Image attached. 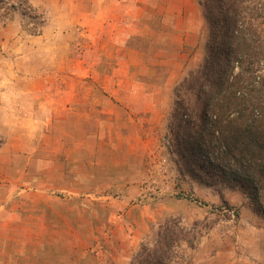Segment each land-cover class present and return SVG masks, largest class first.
<instances>
[{
	"label": "rangeland",
	"instance_id": "1",
	"mask_svg": "<svg viewBox=\"0 0 264 264\" xmlns=\"http://www.w3.org/2000/svg\"><path fill=\"white\" fill-rule=\"evenodd\" d=\"M32 6L43 18L37 35L19 14L0 19V166L9 164L10 151L21 155H9L12 167L0 171L1 196H8L5 188L17 198L48 194L56 205L73 200L79 207L82 198L113 204L102 224L113 216L121 226L116 234L105 227L98 237L102 264H114L116 256L130 264L174 217L200 233L195 248H179L177 264H264V216L240 188L210 187L182 173L170 149L176 87L206 54L209 26L198 0H33ZM256 27L264 38V13ZM182 97L198 115L196 95ZM223 200L238 218L231 211L229 219ZM57 206L66 215L67 205ZM15 225L30 224L0 221L8 230L0 233L5 264L18 257H9L15 245L28 255L40 241L15 235ZM139 226L145 233L136 234V249L116 251L115 238ZM63 251L55 254L70 253Z\"/></svg>",
	"mask_w": 264,
	"mask_h": 264
},
{
	"label": "trees",
	"instance_id": "2",
	"mask_svg": "<svg viewBox=\"0 0 264 264\" xmlns=\"http://www.w3.org/2000/svg\"><path fill=\"white\" fill-rule=\"evenodd\" d=\"M33 0H0V19L19 14L39 33ZM209 31L204 62L176 87L169 143L182 173L210 187L240 188L264 216V38L256 27L261 0H198ZM28 27V26H27ZM29 28V27H28ZM193 93L194 114L182 94ZM3 137L0 134V146ZM224 201L229 212L237 211ZM229 219L231 214H228ZM206 230L212 224H204ZM200 233L180 218L165 220L153 242H143L130 264H177L182 245L195 248Z\"/></svg>",
	"mask_w": 264,
	"mask_h": 264
},
{
	"label": "crops",
	"instance_id": "3",
	"mask_svg": "<svg viewBox=\"0 0 264 264\" xmlns=\"http://www.w3.org/2000/svg\"><path fill=\"white\" fill-rule=\"evenodd\" d=\"M128 50H130V48H127L126 51ZM135 52L138 55L140 54L138 51L132 50V53ZM9 153L10 154L4 157L5 163L9 164L4 167L0 166V171L2 168L5 170L8 166H10V168L12 167L13 160L9 155H14L15 158L21 156L18 150H13ZM70 175L73 176L72 174ZM2 176L3 175L0 174L1 179L3 178ZM3 179L6 178L4 177ZM3 190H8V196H1L2 190L0 191V221L1 219H10L13 222L19 221L21 223H24V220L29 221L30 225L27 227L15 225L13 229L15 230L14 234L23 235L30 233L31 235L34 234L36 239L38 237L40 238V241H36L38 245L30 247V254L28 255H24L22 249H19V247L15 245L14 253L10 252L9 257H13L15 253L18 257L12 258V264H102L101 258L104 256V253L100 254L102 252V247L98 245L100 244L98 237L103 234L105 227H109V230L112 229L111 231L113 234L116 230V234L118 232L117 227L121 226V223L118 222V218L113 219V216L111 221L108 220L106 225L102 224L106 212L112 215V210H114L112 208L113 204H99L87 198H82L80 200L79 207L75 206L76 204L73 205L75 203L73 200L60 202L59 204L61 205H67L66 215L63 216L59 214L60 211H55L56 206L59 204L56 205L54 198L48 194L40 196V200H38V196L36 197L35 195L30 196V194H28L17 198V196L14 195V191L12 192L10 189L5 188ZM83 196L84 195L80 196V198ZM85 197H88V195ZM13 204L17 206L15 210L11 212L9 207ZM98 206L100 208H98ZM93 207L98 208V211L95 209L97 211L95 212ZM60 208L61 206H59V210ZM54 212L58 213V215H54ZM125 223L126 225L124 227L128 229L130 223L128 221H125ZM141 228L142 233H145V227L139 226V230L134 231L132 234L133 236L124 231V237L122 235V239L115 238L113 246H115L116 251H126L127 248L133 249V246H135L134 249H136L138 237L140 238V236L137 237L136 234L140 232ZM0 233L7 234L8 230L2 228L0 229ZM52 236H59L57 239L55 237L53 238L54 242L57 241V244H51L54 243L53 240H50ZM58 246H62V250H60ZM8 248L11 250V245H9ZM65 249L70 251V253L61 256L55 254V251L60 252ZM130 253L132 256V252ZM62 254H64V251ZM23 256L25 259L22 258ZM20 257L25 263L19 259ZM14 258L17 259L15 262H13ZM122 260V258L117 256L113 258L114 264H127L124 262L125 260ZM106 261L107 263L103 264H113V262L108 259H106ZM0 264H5V261H2L1 257Z\"/></svg>",
	"mask_w": 264,
	"mask_h": 264
}]
</instances>
